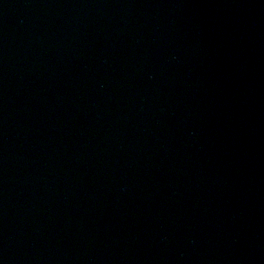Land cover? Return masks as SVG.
Instances as JSON below:
<instances>
[{"label":"water","instance_id":"95a60500","mask_svg":"<svg viewBox=\"0 0 264 264\" xmlns=\"http://www.w3.org/2000/svg\"><path fill=\"white\" fill-rule=\"evenodd\" d=\"M0 264H264V0H0Z\"/></svg>","mask_w":264,"mask_h":264}]
</instances>
